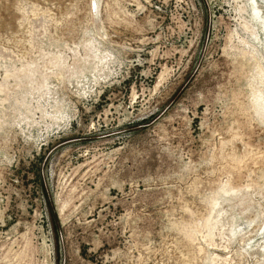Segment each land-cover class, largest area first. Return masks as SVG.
<instances>
[{
    "label": "rangeland",
    "instance_id": "obj_1",
    "mask_svg": "<svg viewBox=\"0 0 264 264\" xmlns=\"http://www.w3.org/2000/svg\"><path fill=\"white\" fill-rule=\"evenodd\" d=\"M0 264H264L249 0H0Z\"/></svg>",
    "mask_w": 264,
    "mask_h": 264
},
{
    "label": "bare ground",
    "instance_id": "obj_2",
    "mask_svg": "<svg viewBox=\"0 0 264 264\" xmlns=\"http://www.w3.org/2000/svg\"><path fill=\"white\" fill-rule=\"evenodd\" d=\"M253 14L260 24H264V7L261 5L264 0H249Z\"/></svg>",
    "mask_w": 264,
    "mask_h": 264
}]
</instances>
